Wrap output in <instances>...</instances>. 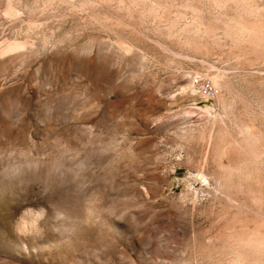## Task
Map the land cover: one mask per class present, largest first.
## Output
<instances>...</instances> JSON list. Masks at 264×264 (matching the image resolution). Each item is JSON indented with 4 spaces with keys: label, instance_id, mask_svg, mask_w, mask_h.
Listing matches in <instances>:
<instances>
[{
    "label": "rangeland",
    "instance_id": "obj_1",
    "mask_svg": "<svg viewBox=\"0 0 264 264\" xmlns=\"http://www.w3.org/2000/svg\"><path fill=\"white\" fill-rule=\"evenodd\" d=\"M235 1L0 0V264H231L264 230L239 147L264 148V38L233 29L264 0Z\"/></svg>",
    "mask_w": 264,
    "mask_h": 264
},
{
    "label": "bare ground",
    "instance_id": "obj_2",
    "mask_svg": "<svg viewBox=\"0 0 264 264\" xmlns=\"http://www.w3.org/2000/svg\"><path fill=\"white\" fill-rule=\"evenodd\" d=\"M224 1V0H223ZM229 1V0H228ZM237 1V0H236ZM235 1V2H236ZM238 1H240V0H238ZM219 2V1H218ZM244 2V1H243ZM248 2V1H247ZM246 2V3H247ZM239 4V3H238ZM245 4V3H244ZM249 4V3H248ZM248 4H246V6L248 5ZM223 5V4H222ZM249 6V5H248ZM248 10V9H247ZM258 10V9H257ZM249 12H251V11H249ZM244 13V12H243ZM242 13V14H243ZM247 13V12H246ZM255 13V12H254ZM259 13V12H258ZM257 13V14H258ZM252 14V13H251ZM264 15V14H263ZM257 17V16H256ZM251 18V17H250ZM238 20H239V18H238ZM241 20V19H240ZM259 20V19H258ZM249 21V20H248ZM253 21H254V19H253ZM233 22V21H232ZM256 22V21H255ZM261 22H262V19H261ZM244 23H247V21L246 22H244ZM259 23V22H258ZM232 24H234V23H232ZM252 24V23H251ZM254 24V23H253ZM248 25V26H247ZM247 25H245V24H241L240 22H236L235 23V27L233 28L234 30V34L235 35H237V37H236V39L238 38V36L239 37H241V38H239V39H242V37L243 38H245L243 35H246V34H248V35H253V36H256V37H258L259 38V41L261 40L260 38H264V29L263 30H261V28H264L263 26L261 27V25H259V27H260V29L258 28V29H256V27H258V26H256L257 24H255V26L254 25H250V23L249 24H247ZM228 26V25H227ZM226 28H228V27H226ZM231 30V29H230ZM214 32H216V31H213L212 32V34H214ZM229 34H230V32H228ZM228 34V35H229ZM227 35V34H226ZM216 36V35H215ZM214 37V36H213ZM232 37V36H231ZM250 37V36H249ZM256 37H255V39H256ZM230 38V37H229ZM254 38V37H253ZM252 37H251V39H253ZM216 39V38H215ZM238 39V40H239ZM246 39V38H245ZM235 40V39H234ZM242 40H244V39H242ZM254 40V39H253ZM258 40V39H257ZM263 40V39H262ZM261 40V41H262ZM258 41V42H259ZM264 41V40H263ZM255 42H256V40H255ZM262 43V42H261ZM258 44V43H257ZM264 44V43H263ZM262 47V46H261ZM207 77V76H206ZM210 80L212 81V83L215 85L216 84V76H212V77H210ZM216 88V87H215ZM228 105V104H227ZM228 110V109H227ZM207 112H208V109H207ZM225 112V111H224ZM220 113V112H219ZM220 114L219 115H215V117H214V119L213 120H215L216 118H218L219 120H220ZM237 118V117H236ZM238 119V118H237ZM217 120V119H216ZM218 120V121H219ZM236 121V120H235ZM238 121V120H237ZM212 122V121H211ZM215 122V121H214ZM213 122V123H214ZM218 123V122H217ZM220 123V122H219ZM221 124V123H220ZM219 124V125H220ZM214 126V125H213ZM228 126V125H227ZM251 127V126H250ZM213 128V127H212ZM218 128H219V126H218ZM244 126L242 125L241 126V129H239V130H241L240 132H243L244 131ZM226 129V128H225ZM248 129H249V126H248ZM248 129H246L245 131H248ZM244 131V133H246ZM252 131H254V130H252ZM239 132V133H240ZM209 133V132H208ZM243 133V134H244ZM247 133H249V132H247ZM213 134V133H212ZM207 135V134H206ZM209 135H210V133H209ZM218 135H220V134H218ZM240 135V134H239ZM255 136V135H254ZM253 136V137H254ZM238 137V136H237ZM242 137V136H241ZM253 137H251V135L249 134V137H244V139H243V142L245 143V144H241L242 143V140L240 141L241 143V145H239V147L240 146H242V147H240V149L241 148H243V149H245V150H247V152H244L245 153V156L244 157H246V154L248 153L249 154V156L247 155V158L249 157V159L250 160H248V161H252V162H256V161H258L259 160V158L262 156V154L264 153L263 152V149H262V147H261V149L259 148L260 147V145L257 143L256 144V140L258 139H253ZM234 138V137H233ZM243 138V137H242ZM239 139H240V137H239ZM220 141V140H219ZM232 141H234V140H232ZM259 141V140H258ZM221 143V142H220ZM219 144V143H218ZM228 145V144H227ZM236 145H238V144H236ZM258 145V146H257ZM262 145V144H261ZM219 146V145H218ZM220 147V146H219ZM233 148V147H232ZM238 148V147H237ZM237 148H236V151H238L237 150ZM235 149V148H234ZM244 150V151H245ZM238 153H240V152H238ZM241 153H243V152H241ZM244 155V154H243ZM242 155V156H243ZM264 156V155H263ZM264 158V157H263ZM244 160V159H243ZM248 161H246L247 163H248ZM259 162V161H258ZM258 162H256V163H258ZM261 162V161H260ZM219 163V162H218ZM256 163H255V165H256ZM241 164V163H240ZM244 165V164H243ZM235 167H237L236 165H234ZM252 166V165H251ZM223 167V166H222ZM224 167H225V165H224ZM238 167H239V165H238ZM256 167V166H255ZM247 168V167H246ZM249 168V167H248ZM251 168V167H250ZM254 168V167H253ZM229 170V169H228ZM227 170V171H228ZM233 170V169H232ZM231 170V171H232ZM235 170V169H234ZM255 170V169H254ZM257 170V169H256ZM231 171H230V174H233V173H231ZM251 171H253V170H251ZM235 172H236V170H235ZM234 172V173H235ZM249 173H250V169H249V171H248ZM247 172V173H248ZM237 174V173H236ZM246 174V173H245ZM254 174H256V173H254ZM247 175V174H246ZM233 176V175H232ZM236 176H238V175H236ZM251 176V175H250ZM255 176V175H254ZM205 176H204V174L201 172V178H204ZM252 177V176H251ZM240 178V177H239ZM246 179V178H245ZM249 179V178H248ZM223 180H224V178H223ZM221 181V180H220ZM228 181V180H227ZM232 180L231 179H229V181L228 182H230V183H232L231 182ZM225 183V182H224ZM234 183V182H233ZM217 185V184H216ZM222 185H226V184H222ZM264 226V224L262 223V227ZM261 227V226H260ZM264 228V227H263ZM261 229V228H260ZM260 229H253V230H249V231H246L245 233H243V235L238 239V238H235V239H238V244H237V251H236V256H233V259L231 258V260H233L232 261V263L231 264H243V262H248L247 264H261L260 262H262V263H264L263 261H264V230H260ZM235 244H236V240H235ZM232 250H234V249H232ZM235 258V259H234ZM230 264V263H229Z\"/></svg>",
    "mask_w": 264,
    "mask_h": 264
},
{
    "label": "built area",
    "instance_id": "obj_3",
    "mask_svg": "<svg viewBox=\"0 0 264 264\" xmlns=\"http://www.w3.org/2000/svg\"><path fill=\"white\" fill-rule=\"evenodd\" d=\"M194 85L198 89V93L204 95L208 99L213 100L218 94V90L204 77H195Z\"/></svg>",
    "mask_w": 264,
    "mask_h": 264
}]
</instances>
